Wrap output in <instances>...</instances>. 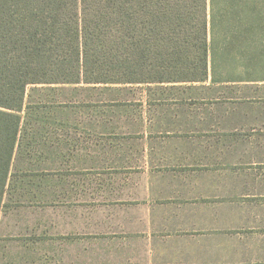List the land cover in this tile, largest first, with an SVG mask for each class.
I'll return each instance as SVG.
<instances>
[{
    "label": "rangeland",
    "instance_id": "1",
    "mask_svg": "<svg viewBox=\"0 0 264 264\" xmlns=\"http://www.w3.org/2000/svg\"><path fill=\"white\" fill-rule=\"evenodd\" d=\"M233 88L28 87L12 162L19 181L0 219V264H139L138 246L128 242L140 222L124 210L144 195L143 168L162 163L157 135L189 131L158 103L244 101L219 127L264 136V83Z\"/></svg>",
    "mask_w": 264,
    "mask_h": 264
},
{
    "label": "trees",
    "instance_id": "2",
    "mask_svg": "<svg viewBox=\"0 0 264 264\" xmlns=\"http://www.w3.org/2000/svg\"><path fill=\"white\" fill-rule=\"evenodd\" d=\"M209 78L264 83V0H0V219L19 181L28 87Z\"/></svg>",
    "mask_w": 264,
    "mask_h": 264
},
{
    "label": "crops",
    "instance_id": "3",
    "mask_svg": "<svg viewBox=\"0 0 264 264\" xmlns=\"http://www.w3.org/2000/svg\"><path fill=\"white\" fill-rule=\"evenodd\" d=\"M242 85L214 86L209 78L164 86ZM216 99L157 105L174 110L164 117L180 116L189 131L157 135L162 163L143 168L144 195L124 210L126 220L140 222L128 242L138 246L139 264H264V136L219 127L244 101Z\"/></svg>",
    "mask_w": 264,
    "mask_h": 264
}]
</instances>
